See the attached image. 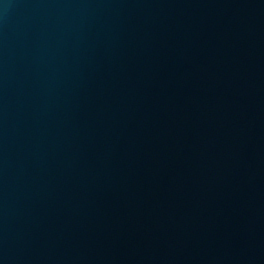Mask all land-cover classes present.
<instances>
[{
	"label": "water",
	"instance_id": "1",
	"mask_svg": "<svg viewBox=\"0 0 264 264\" xmlns=\"http://www.w3.org/2000/svg\"><path fill=\"white\" fill-rule=\"evenodd\" d=\"M0 264H264V0H0Z\"/></svg>",
	"mask_w": 264,
	"mask_h": 264
}]
</instances>
